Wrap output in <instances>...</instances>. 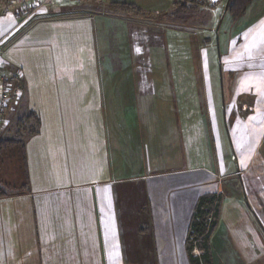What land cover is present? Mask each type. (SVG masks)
<instances>
[{
	"label": "rangeland",
	"instance_id": "374dc122",
	"mask_svg": "<svg viewBox=\"0 0 264 264\" xmlns=\"http://www.w3.org/2000/svg\"><path fill=\"white\" fill-rule=\"evenodd\" d=\"M72 1L67 0V3L71 4ZM226 1L199 3L196 0H176L174 11L165 19L175 29V33L172 35L173 41L170 37L168 46L164 43L160 50L165 61L155 62V68L167 64L175 75L170 78V101L165 103L166 94L160 92L156 98L159 101L155 102V156L151 155L150 162L146 163V158L140 155V158L136 157L138 161L135 159L133 163L129 160L131 153L127 150L130 167L125 176L122 174L121 179L124 180H120L119 184H111L115 204L122 202L124 208L131 210L127 213L121 208L122 218L116 225L124 233V236H118H122L121 244L127 247L128 264H155V230L151 215L154 212L152 199H155V178L142 180L141 173L144 171L153 172L151 175H155L154 171H161L159 185L163 186L160 189L163 195L169 194L167 189L172 182L192 184L209 176L204 183V194H217L220 200L219 216L211 237L214 264H264V136L258 139L256 149L252 154L249 153L250 157L245 164L240 158V151L251 138L249 136L252 135L254 122L262 114L255 115V112L258 114L264 103V85L259 83L260 80L264 81V56L257 55L252 61L246 55L251 45H255L257 53L260 49L264 52V40L260 36L255 42L254 37L247 42L241 36L232 44H221L217 40L221 34L219 29L231 17L229 15V18L224 19L223 7ZM256 5V1L252 2L241 17L231 18V25L236 26L237 20H242L240 25L254 21L257 16ZM215 7L218 9L211 20L205 16L195 21V25L191 23L201 15V8ZM72 25L49 24L42 29L47 35H32L26 45L21 46V50L12 49L7 55L5 52L12 43L6 41L0 45L5 67L14 69L21 76L26 99V102L20 99L11 108L15 107L14 112L18 109L25 112L34 109L38 114L41 112V99L47 101L50 96L48 100H56L58 106L46 111L58 117L60 122L51 125L48 132L54 129L53 133L62 138L50 143L51 149L55 145L58 147L59 163L54 166L53 159L56 157L49 148L47 153L43 151L44 157L40 155L39 134L48 133L44 126L40 131V125L31 121V127L36 132L25 133L24 137L28 138L27 143L33 155L31 183L27 185L25 193L31 191L33 205H30V198L20 197L24 191L19 188L23 183L19 158L14 155L9 166L4 163L0 168L5 177L10 171L7 177L10 186L6 190L9 195L0 199V264H38L32 261L26 263L22 253L24 247L39 246L37 238L29 232H38V227L45 230V222L48 229H51L50 221L45 220L40 224V221L36 223L32 219L34 213L31 207L39 210L36 200L83 196L85 192L94 191L99 182L111 177L113 183L115 179L113 172H109V166L103 164L110 159L111 153H115L116 141H112L111 148L106 121V94L102 91L103 79L99 71L109 65L114 69L124 68L126 63L113 54L98 53V48L91 45L92 42L88 45L87 42L92 38L87 31L78 32L79 46L74 47L75 29ZM192 26L200 27L195 36L186 31ZM185 27V31L180 30ZM191 31H195L193 27ZM239 32L240 29L236 31V37ZM208 37L211 39L210 44L205 42ZM111 46L118 47V39H114ZM236 46L241 48L240 52L227 57L225 50L230 51ZM8 55L17 59L8 58ZM77 70L89 73L79 75ZM242 71L257 73V82L250 80L253 87L238 92L235 88L236 75ZM158 79L155 87L160 86L163 90L162 78ZM30 99L33 106L28 102ZM112 112L113 117L121 115L120 112L118 116L114 114L115 111ZM249 115L254 117L247 120ZM125 127L131 130L130 125L122 128ZM9 132L7 130L0 134L7 135ZM129 135L123 134L124 146ZM118 144H122V138L118 139ZM76 148L78 152L86 154L89 161L96 160L95 168L92 166L90 170H82L75 167V163L70 164L74 154L76 156ZM195 166L200 169H189ZM25 201L28 205H25ZM75 208H78L75 201L64 203L62 213H66L64 215L67 217L69 211ZM213 220L212 213H209L206 223ZM192 254L199 255L200 251L194 249ZM174 256L177 264L178 257L182 256L180 264H184V256L176 250L175 244Z\"/></svg>",
	"mask_w": 264,
	"mask_h": 264
},
{
	"label": "crops",
	"instance_id": "0c3cea01",
	"mask_svg": "<svg viewBox=\"0 0 264 264\" xmlns=\"http://www.w3.org/2000/svg\"><path fill=\"white\" fill-rule=\"evenodd\" d=\"M254 1L257 2L255 7L257 12L255 15L257 16L254 21L246 23V25H240L242 20H239V22L237 20V30L240 29L237 37V30L234 31L236 26L231 25L232 19L227 11L224 10V5V19L230 17V21L222 27L223 29H219V33L221 32V34L217 36V40H219L221 44L223 42L232 44L235 39H240L239 36L242 37V40L244 39L247 42L253 37L255 42L259 39L258 36L262 37L261 39L264 40V0H253L252 2ZM175 4L176 0H73L71 4L67 3V0H56L51 7L43 10L26 22V24L7 41L9 42L8 44H12L9 46L7 52H5L6 55L9 54L12 49L21 50V48H23L21 46L26 45L28 38L32 35H47L45 32L43 33L42 29H45L49 24H74V26L72 25L75 29V33L73 34L75 37V41L73 42L74 47L78 48L79 46V33L87 31L92 38L91 41L87 40L88 45L92 42L91 45H96L98 48V53H104L105 55L110 54L111 56L113 54L117 59H122V61L126 63L124 68L114 69L109 65L104 70L99 71V75L103 79L102 91L106 94L105 104L108 114L106 121L111 148H113L112 141H116V146H114L115 153H111L110 159H108L107 163L103 164L109 166V172H113L115 179L113 183L110 181L111 177L99 182L94 191L92 190L91 192L90 190L85 192L83 196L80 195L81 197L79 195L72 197L59 196L46 197L43 199L39 198L36 200L35 203L39 205V210L36 211L34 207H31V211L34 213L32 219L34 218L36 223L40 221V224L43 221L45 222V220L50 221L51 229H48L47 223L45 222V230L38 227L39 229H36L38 232H29L31 236L37 238L39 246L35 248L24 247L22 253L26 263L29 261L38 264L129 263L127 247L121 244L122 236H118L120 234L124 236V233L122 234L123 230L117 229L116 225H118L122 218L123 212H121V208L126 210L127 213L131 210L124 208L122 202L115 204L113 201L114 193L111 184H119L120 180H124L121 178L122 174L125 176L128 167H130L128 163L129 160L135 163L136 157L140 158L141 155L142 158H146V163H149L150 156H155V102L159 101L158 99L156 100V98L157 94L160 92L166 94L164 95L165 103L170 101L168 95V92H170L172 88V86H170V78H173L175 75L174 72L166 66L167 64L155 68V62L165 61L164 57L161 56L162 52L160 50L163 49L164 43L167 45L170 42V37L171 41H173L172 35L175 33V29L170 27L168 24L169 22L167 23L165 19L168 14L174 11ZM217 9V7L213 9L201 8V15L195 20H192L193 22L191 23L195 25L199 19H203L205 16H208L211 20ZM11 25V20H2L0 22V35L5 33ZM192 27L193 30H195L193 33L191 31ZM192 27L187 30L186 27L180 30H186L188 33L195 36V33L199 31L200 27ZM214 30H216V27ZM216 33L215 31V34ZM46 38L47 36H45V39ZM110 39L112 41L118 39V47H112V41H109ZM210 41L211 39L208 37L205 42L210 44ZM240 49L241 48H237L236 46L230 51H228V49L225 50V54L227 57H230L229 54H238ZM257 55L258 57L264 56L263 49H260L257 53L255 45L248 47L246 55L248 60L251 59L253 61L257 58ZM8 58L13 57L8 55ZM6 62L8 63L7 58ZM76 73L81 75L89 72H80L77 70ZM76 73L73 74L74 77ZM236 76L235 88L238 92H244L249 90L250 86L253 87L250 80L255 83L257 82V73L254 72L242 71V73H238ZM158 78H162L161 82L164 84L163 90H161L160 86L157 88L155 87L159 81ZM78 82L79 79L76 83ZM263 82L264 81L261 80L259 81L262 86L264 85ZM172 84L174 87V82ZM56 89L58 90L57 87ZM42 93H44V91ZM22 94L21 100L25 99L24 89ZM48 98L47 101L41 99V112L38 113L40 131L44 126L47 132L51 129V125H55V122H60L58 117H53L49 111H46L50 108H57L58 106L56 100L49 101ZM28 102H30L32 106L34 105L32 99L28 100ZM168 105L167 103L166 106ZM112 111H115L114 114L117 116L120 112L122 116L113 117ZM255 115L259 116L257 120L255 119V126L252 135L249 136L251 137L250 140H248L249 143L240 151V158L244 164L247 161L246 159L250 157L249 153L252 154L256 149L258 139L264 136V103L260 106L258 114L255 112ZM251 117L253 118L254 116L249 115L247 120ZM202 121L204 122L205 119ZM129 125L131 126V130L126 129V127L122 128ZM53 130L54 129L51 130V133L48 132L47 135H45V133L43 135L39 134V150L41 157H44L45 154L43 151L47 153V149L49 148L56 157L53 159V165L56 166L57 162L59 163L57 154L58 147L56 148L55 145L53 149H51L50 143L62 138L56 135V133H53ZM124 133L130 134L126 146L123 145ZM30 137L32 136L30 135ZM119 138H122V144L120 145L118 144ZM31 139H34V137ZM27 141L28 138H26V158L29 186L31 183L30 168L31 165L33 166V155H31L32 150L29 149ZM76 150V156L74 154L75 158L72 157L71 162L68 161V163H75V167L82 168V170L88 168V170H90L92 166L95 168L97 165L95 159L94 162H91L88 157H85L86 154L80 151L78 152L79 149L77 148ZM127 150L131 153L129 160L127 158V156H129ZM62 165L64 166L65 164L62 162ZM189 169H195L197 171L200 168L195 166ZM154 172L155 175H151L153 172L148 171L145 173L144 171V173H141V178L142 180L155 178V199H152L154 212L151 213L155 230V264H177L174 256V244L176 250L184 256V264H190L186 251L187 228L197 198L206 193L203 191V188L209 176L198 179L192 184L172 182L169 186L167 185V190L170 191L169 194L163 195L160 191L163 186L159 185V183H161L159 172L161 171ZM206 172L208 171L206 170ZM166 183L168 182L166 181ZM89 189L90 188H88V190ZM25 191L26 190H24V193L20 197L24 199L30 198V205H33L34 200L32 198L33 196H31V191L27 193H25ZM70 201H75V204H78V208L73 209L72 212L69 211L66 217L64 215L66 213H62V206L64 203ZM143 204L144 203H138V205ZM25 205H28L26 201ZM117 208H119L118 212H116ZM47 210L49 212H46ZM63 215L65 216L64 218ZM80 226L82 229H80ZM212 234L213 232L209 238V246L211 261L212 264H214L211 249ZM24 239L27 238L24 237ZM97 239L99 240V244L97 243ZM181 258L182 256L178 257L179 264L181 263Z\"/></svg>",
	"mask_w": 264,
	"mask_h": 264
},
{
	"label": "trees",
	"instance_id": "16d2710c",
	"mask_svg": "<svg viewBox=\"0 0 264 264\" xmlns=\"http://www.w3.org/2000/svg\"><path fill=\"white\" fill-rule=\"evenodd\" d=\"M252 1L253 0H228L226 11L232 19H236L245 13ZM14 108H11V111L8 112L7 123L1 130V133L7 130L10 132L7 133V135L0 134V168L4 163L9 166V162L13 159L11 157H14V155L16 158H19L18 166H20L23 176V183L19 188L22 189L23 192L29 182L26 158V138L24 136L27 132H31V134L36 132L35 128L33 129L30 123L34 121L36 125H39V116L34 110L25 112L18 109V111L15 110V113ZM11 124H14V126L11 127ZM4 129L5 131H3ZM9 173L10 171L5 177L2 175V172H0V199L9 195L6 191L8 186H10V180L7 179ZM219 202V195L214 193L202 194L196 200L186 233V251L190 264H212L209 238L216 226V218L219 214ZM209 213H212L214 220L207 224L206 221ZM194 249H198L200 254L193 255L192 252Z\"/></svg>",
	"mask_w": 264,
	"mask_h": 264
},
{
	"label": "built area",
	"instance_id": "2783aa9c",
	"mask_svg": "<svg viewBox=\"0 0 264 264\" xmlns=\"http://www.w3.org/2000/svg\"><path fill=\"white\" fill-rule=\"evenodd\" d=\"M196 1L210 2V0ZM54 2L55 0H0V22L4 19L12 21V25L0 35V45L11 39L26 22L48 9ZM20 77L14 69L5 67L0 47V132L7 123V114L12 104H16L21 99L23 89Z\"/></svg>",
	"mask_w": 264,
	"mask_h": 264
},
{
	"label": "water",
	"instance_id": "95a60500",
	"mask_svg": "<svg viewBox=\"0 0 264 264\" xmlns=\"http://www.w3.org/2000/svg\"><path fill=\"white\" fill-rule=\"evenodd\" d=\"M227 4H228V0L226 1V4H225V7H224V10H226Z\"/></svg>",
	"mask_w": 264,
	"mask_h": 264
}]
</instances>
